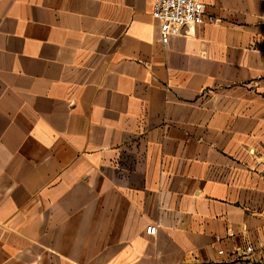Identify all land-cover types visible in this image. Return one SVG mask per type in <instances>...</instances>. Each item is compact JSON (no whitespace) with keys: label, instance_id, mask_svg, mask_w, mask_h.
<instances>
[{"label":"crops","instance_id":"1","mask_svg":"<svg viewBox=\"0 0 264 264\" xmlns=\"http://www.w3.org/2000/svg\"><path fill=\"white\" fill-rule=\"evenodd\" d=\"M202 1L0 0V264H264V0Z\"/></svg>","mask_w":264,"mask_h":264},{"label":"built area","instance_id":"2","mask_svg":"<svg viewBox=\"0 0 264 264\" xmlns=\"http://www.w3.org/2000/svg\"><path fill=\"white\" fill-rule=\"evenodd\" d=\"M204 10L202 0H151V16L158 23L160 43L166 44L172 36L180 35L185 26H197L204 20L214 22L213 17H204ZM145 232L154 234L156 226H146ZM244 250L250 252L252 247L246 245ZM218 252L222 253L221 250Z\"/></svg>","mask_w":264,"mask_h":264}]
</instances>
